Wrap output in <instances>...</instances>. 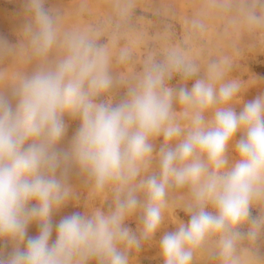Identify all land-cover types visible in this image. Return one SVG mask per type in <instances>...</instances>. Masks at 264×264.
I'll return each instance as SVG.
<instances>
[{
	"label": "clouds",
	"instance_id": "obj_1",
	"mask_svg": "<svg viewBox=\"0 0 264 264\" xmlns=\"http://www.w3.org/2000/svg\"><path fill=\"white\" fill-rule=\"evenodd\" d=\"M45 3L25 2L36 67L0 74V241L13 244L0 264H133L165 225L170 193L185 189L189 219L157 242L163 264H192L210 238L223 264H239L238 241H255L264 226L250 211L264 202V94L243 103L246 89L226 64L212 61L201 75L172 50L146 60L118 102L102 99L113 87L111 54L85 32L62 30ZM247 19L264 24L252 10ZM9 52L0 38V55ZM65 116L80 121L67 150ZM73 169L93 198L110 193L111 203L62 218L52 241L53 214L75 200ZM33 223L39 234L30 237Z\"/></svg>",
	"mask_w": 264,
	"mask_h": 264
},
{
	"label": "rangeland",
	"instance_id": "obj_2",
	"mask_svg": "<svg viewBox=\"0 0 264 264\" xmlns=\"http://www.w3.org/2000/svg\"><path fill=\"white\" fill-rule=\"evenodd\" d=\"M25 2L0 0V38L11 49L8 54L0 55V74L8 77L17 72H31L36 67V61L27 59L23 34L28 21ZM222 3L223 0H46L45 7L58 17L62 30L85 32L111 54L113 87L102 99L118 102L143 70L146 60L159 61L169 51L176 50L199 64L201 75L212 61L226 64L229 77L246 89L242 93V102L246 103L264 94V24H253L247 19L249 10L264 16V0H232L229 10L222 8ZM122 52L127 53L124 62L119 59ZM56 55L58 52L52 53L50 59ZM12 102L15 104V100ZM241 109L242 104L236 106L238 113ZM64 120L67 130L59 148L67 150L80 121L69 116ZM69 182L75 200L53 214L52 241L55 225L62 218L94 208L107 211L111 203L110 193L93 198L85 178L75 169L70 173ZM187 199L186 189L170 193L165 225L153 241L133 254V264H163L157 242L165 233L174 231L176 223L188 221L184 211ZM250 211L252 218L259 220L264 216V202L255 203ZM127 226L137 231L138 216L130 218ZM248 229L249 225L245 224L240 231L246 233ZM27 234L37 236L38 225H29ZM12 249L11 242L0 241V255L6 257ZM246 255L253 264H264V226L255 241L246 237L238 241L235 256L239 264H246ZM192 264H223L215 238H210L195 253Z\"/></svg>",
	"mask_w": 264,
	"mask_h": 264
},
{
	"label": "bare ground",
	"instance_id": "obj_3",
	"mask_svg": "<svg viewBox=\"0 0 264 264\" xmlns=\"http://www.w3.org/2000/svg\"><path fill=\"white\" fill-rule=\"evenodd\" d=\"M241 259V258H240ZM244 259V258H243ZM246 264H253V262L250 260V257L248 258V255H246Z\"/></svg>",
	"mask_w": 264,
	"mask_h": 264
}]
</instances>
